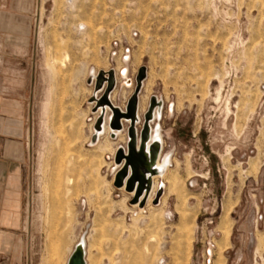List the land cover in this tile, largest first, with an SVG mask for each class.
<instances>
[{
	"label": "rangeland",
	"instance_id": "1",
	"mask_svg": "<svg viewBox=\"0 0 264 264\" xmlns=\"http://www.w3.org/2000/svg\"><path fill=\"white\" fill-rule=\"evenodd\" d=\"M25 10L0 21V209L33 232L34 264H65L79 244L86 264H264V0ZM141 67L136 134L156 99L168 162L139 208L113 186L128 123L112 137L96 102L113 71L108 100L124 112Z\"/></svg>",
	"mask_w": 264,
	"mask_h": 264
},
{
	"label": "water",
	"instance_id": "2",
	"mask_svg": "<svg viewBox=\"0 0 264 264\" xmlns=\"http://www.w3.org/2000/svg\"><path fill=\"white\" fill-rule=\"evenodd\" d=\"M113 71L107 72V79L104 81V72H99L97 76V88H99L103 82H105L106 88L102 95V97L96 103L107 104L112 112L113 119L110 121L109 127L114 130H121V122L120 119L124 118L129 121L127 127V147L126 153L123 150H118L117 155L115 156V163L120 165L124 160L121 168L115 175V179L113 181V186L117 189H121L123 187L124 191L129 193H133L131 200L129 201L130 205H137L139 208L144 207L146 202V196H143V193L149 191L150 182L145 179L143 174L140 172L143 167L147 166L146 161V142L149 137V122L151 120L152 109L155 105V100L152 98L150 100L149 107L143 116L142 126L140 127V131L138 133L139 141L137 147V139H136V129H135V118H136V108H137V95L139 93L141 82L145 78V68L141 67L138 70L137 76L135 78V90L132 95L129 97L124 113H121L118 108H113L108 100V95L114 86V74ZM158 150L157 147H151L149 151ZM152 157V156H151ZM161 195V191H158L153 204H156L159 200V196ZM143 196V198H141ZM141 198V199H140ZM140 199V200H139ZM68 264H84L82 257L74 253L69 259Z\"/></svg>",
	"mask_w": 264,
	"mask_h": 264
},
{
	"label": "crops",
	"instance_id": "3",
	"mask_svg": "<svg viewBox=\"0 0 264 264\" xmlns=\"http://www.w3.org/2000/svg\"><path fill=\"white\" fill-rule=\"evenodd\" d=\"M25 11V0H0V21L4 18L5 12H12L19 17H24ZM0 33H3L1 27ZM3 36L5 37V35ZM0 40L4 43L3 37ZM0 192H3V185H0ZM17 216V218H11L8 213H4L0 209V264H34L35 258L26 251V247L32 244L30 238L35 236L31 230L23 227L20 215Z\"/></svg>",
	"mask_w": 264,
	"mask_h": 264
},
{
	"label": "bare ground",
	"instance_id": "4",
	"mask_svg": "<svg viewBox=\"0 0 264 264\" xmlns=\"http://www.w3.org/2000/svg\"><path fill=\"white\" fill-rule=\"evenodd\" d=\"M72 4V3H71ZM69 5V4H68ZM73 5V4H72ZM71 6V5H70ZM105 75L107 76V72H104V81H106L107 78H105ZM125 71H121L120 73V77L121 78H124L125 79ZM132 85V83L130 81H127L125 82V86L127 87H130ZM110 101V100H109ZM111 103V102H110ZM107 106L110 110L111 108L107 105V104H102V103H97V107H100L98 109V114H100V112L102 111V109ZM112 106V105H111ZM113 107V106H112ZM115 108V107H113ZM160 108H161V103L156 101L155 99V105L152 109V115H151V120L149 122V137H148V141L146 142V161H147V166L146 167H143L141 169V173L143 174V176L145 177V179L147 181H152V183H150V188H149V191L146 192V193H143V196L145 197L146 196V201L147 199L149 198V196H151V194L153 193V190L155 189V186H154V180L156 179L155 177H161L163 176L164 172H165V169H166V162H168L167 159L164 160V163H160L159 160H160V149H161V137H160V133H159V127L158 125L156 126V128L153 129V127L151 126V122L152 121H155L158 117H159V111H160ZM227 109V112H229L228 110V107L226 108ZM107 110V109H106ZM112 112V110H111ZM121 113H124L120 110ZM113 114V112H112ZM113 119V115L110 119V121ZM127 122L129 124V121L124 119V118H121L120 119V122ZM140 116L138 115V109L136 108V118H135V125L140 122ZM101 125V124H100ZM100 125H95L94 129H95V134L93 135V138L95 139L100 133L99 130H100ZM105 126V125H104ZM104 126H102V132H103V128ZM108 129V128H107ZM109 131V135L111 134V136L113 137V134L114 135H118L120 134V132H117L119 130H114V129H111L109 127L108 129ZM136 139H137V147H138V141H139V136L136 134ZM157 147V151L155 152V150H150L151 147ZM126 153V152H124ZM152 156V157H151ZM124 163V160L122 161V163L120 164V167L122 166V164ZM68 180V179H67ZM68 182V181H67ZM123 189V187L121 188ZM158 191H161L160 188H158L157 192ZM152 192V193H151ZM157 192L155 193L154 195V198L157 194ZM131 196H133V193H129ZM162 195V194H161ZM160 195V196H161ZM143 196L141 198H143ZM159 196V197H160ZM140 198V199H141ZM153 198V200H154ZM139 199V200H140ZM152 200V201H153ZM146 204V202H145ZM133 206H137V205H133ZM138 207V206H137ZM184 214V212H183ZM185 215V214H184ZM187 219V218H186ZM220 230L223 231V235L226 237V236H229V224L225 221H221L220 223V227H219ZM74 253H77L79 254L82 259H83V262L84 264L85 263V260H84V251H83V245L82 244H79L75 249H73V251L71 252V254L69 255L67 261L65 264H68L69 262V259L70 257L72 256V254Z\"/></svg>",
	"mask_w": 264,
	"mask_h": 264
}]
</instances>
